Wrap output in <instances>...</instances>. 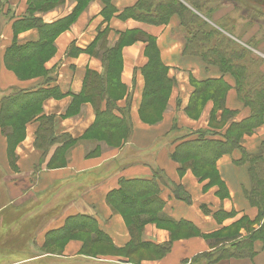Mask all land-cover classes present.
I'll list each match as a JSON object with an SVG mask.
<instances>
[{
  "label": "crops",
  "instance_id": "obj_1",
  "mask_svg": "<svg viewBox=\"0 0 264 264\" xmlns=\"http://www.w3.org/2000/svg\"><path fill=\"white\" fill-rule=\"evenodd\" d=\"M90 1L76 23L55 37L54 53L43 64V70L52 79L46 83L44 77L19 81L6 68L5 52L13 41L19 45L36 43L39 35L35 29H13V24L26 14L28 0H0V108L4 97L23 92L20 101L25 103L31 100L30 93L52 89L51 92L60 97L44 100L41 115L53 119L55 136L67 135L77 140V145L69 150L66 166L51 168L49 165L58 145L50 146L45 155L36 149L39 116L24 125L23 138L15 148L13 161L9 159L7 137L0 127V264H135L123 257L85 256L80 253L83 245L77 241H70L61 255L48 252L47 247L59 239L67 222L77 217V220L87 218L91 229L103 233L114 250L125 249L131 240L129 232L122 217L111 209L106 198L119 188L120 181H151L155 171L162 174L165 183L156 181L159 198L164 202L163 214L172 220L191 224L201 235L213 233L221 226L242 218L250 222L257 218V209L244 198V192L250 190L249 163L235 164L242 158L241 151L235 150L216 161V172L227 193L225 198H217L215 192L219 191L216 188L205 190L206 182L199 183L190 172L180 177L179 165L170 158L180 143H175L177 139L186 136L185 140H194L198 132L214 131L218 134L208 138L220 140L219 135L226 129H210V104L198 121L187 119L185 109L194 92V83L223 79L229 86L225 109L237 113L235 122L249 116V109L237 99L233 79L223 76L216 67L206 65L199 57L184 52L185 35L177 16H173L167 25L160 26L132 19L122 20L119 15L133 8L139 0H111L115 13L106 18L101 0ZM253 5L255 9L264 10V4L257 2ZM231 6L229 0H225L220 8ZM73 8L74 4L66 0L57 10L34 14V17L49 25L67 18ZM126 32H141L155 41L159 60L166 68L172 87L160 122L154 126L143 123L139 109L145 89L141 71L148 63L144 53L146 46L138 42L122 47L117 76L122 89L116 87L120 96L115 99L113 114L129 117L130 133L125 142L109 149L99 143L82 140L97 120L94 108L79 102L80 113L67 117L69 111L77 108V105L73 108V99L82 94L87 75L95 74L103 79V84L107 81V63L101 58L106 51L97 46L100 33L107 34L106 48L110 51L118 44L121 34ZM98 52L100 56H96ZM96 85L99 89V81ZM103 87L107 89L110 85ZM104 103L105 100L100 104L102 110L105 109ZM262 143L264 124L253 136L245 137L242 148L247 155L259 156ZM174 186L182 188L188 202L174 195ZM221 212L232 213V216L218 225L214 215ZM83 222L86 221L83 219ZM259 225L255 224L253 228L257 229ZM241 234L244 237L248 235L244 230ZM169 240L165 232L152 226L144 228L143 242L163 245ZM216 247L197 239L174 242L169 253L159 261L140 264H192L193 259L212 252ZM254 251L252 259H230L218 264H264L260 242L254 243Z\"/></svg>",
  "mask_w": 264,
  "mask_h": 264
},
{
  "label": "trees",
  "instance_id": "obj_2",
  "mask_svg": "<svg viewBox=\"0 0 264 264\" xmlns=\"http://www.w3.org/2000/svg\"><path fill=\"white\" fill-rule=\"evenodd\" d=\"M224 1L225 0H139L133 8L126 9L121 15H119L122 20L132 19L153 26L167 25L173 16H177L179 19V26L185 35L184 52L189 55L199 57L206 65L216 67L223 76H230L234 81L237 99L250 111V114L246 119L241 122H233L227 129H225L224 133L219 135L221 137L220 140L208 138H212L218 133L214 131H202L197 133V138L194 140H185L187 137L184 136L175 141V143H180L175 147V150L170 158L179 165L178 174L181 175L185 169L193 171L194 168L193 172L195 174V172L199 171L201 163L208 164L214 172L213 180L218 183L220 189L219 194L221 197L227 195L225 187L216 173V161L224 155L231 154L235 150L241 151L242 158L235 164L244 165L249 163L248 176L251 185L250 190L245 192V197L249 201L250 205L255 207L258 211L257 218L254 222L244 219L245 224L243 227L248 229L249 225L254 226L255 224H260L257 229L247 232V236L237 238L230 242L227 246L223 245L218 249H214L212 252L196 257L193 259L192 264H199L202 261L204 264H218L222 261L230 259H252L255 256V242H260L262 249L264 250V143L261 145V155L250 156L247 155L242 148L240 135L242 134L240 132L242 129H247L246 133H251V131L260 128L264 124V74L262 76L260 75L256 81L252 80L254 81L253 83H250L248 80L250 77V72L248 70L250 65L246 63L247 54L250 52L249 49L239 43L241 39L231 33L230 30L233 28L226 25H220L218 29L212 28L202 20V18H205L207 21H210L209 16L214 11L208 7L210 3L220 7ZM39 2L53 6L55 4H62L63 0H29V3L31 4ZM101 2L104 6L103 14L105 17L108 18L109 16H112L115 11L111 6V0H101ZM246 2L249 4L248 0H244L243 2L241 0H229V3L234 7V9L243 8L240 18L245 15L243 19L252 23V25H257L258 29L262 33V38H264V29L261 27L262 22L259 20L264 17V10L260 8L255 9L253 1L249 4L250 6L246 5ZM32 7L33 6L31 5L28 6L27 12L23 18L13 24V29L14 31L35 29L39 35L38 41L36 43L19 45L16 40H14L5 52L4 62L6 68L9 69L12 64L27 61L37 53L45 51L47 59L45 58L41 61L42 74L40 77H44L45 82L49 83L52 79L49 78V75L43 70V64L53 55L54 38L60 32L66 30V27L70 25L73 17H75V9H73L72 13L67 18L48 25L44 24L40 19L34 17V9ZM211 22L215 23L212 20ZM229 26H231V24ZM100 34L101 38L98 39L100 40L99 47L101 50L105 49L106 51V53H102L101 58L107 63L105 72V78L107 81L103 84V79H99L95 74L87 75L85 79L87 82L83 85V92L80 97L89 101H94L97 120L93 129L100 128L102 130H111L118 128L123 131L121 137L119 135L117 139L119 144L122 141L125 142L130 133L129 117L124 114H122L121 117H117L113 114V111L116 109V98L111 96L112 91L116 93L118 89H122L121 85L117 81V76L119 75L121 66V59L119 56L121 47L126 43L131 44L132 42L137 41L139 35L145 38V55L148 58V63L141 72L144 77L148 79L150 76H155L157 73L159 83H157V81H146L143 101L141 103L139 113L154 104L152 106L153 111H151V113L153 112L152 115L149 113L146 116L153 117V122L161 120V116L166 107L167 97L172 87V81L167 78L166 68L159 60L158 50L155 41L152 38L141 32H126L121 34L116 47L113 50L108 51L106 48V36L104 38L105 33ZM251 43L253 42L249 41L247 46L253 48ZM96 56H100L99 52L96 53ZM12 70L17 73V70ZM98 81L100 85L99 89L96 85ZM102 85H110V87L106 89ZM116 87H118V89ZM205 89H212L216 94L215 97H218L216 107L221 110V119L223 121L224 119H230L236 116L237 113L235 111H227L224 108L225 94L229 90V86L225 81H223V79L194 83V92L192 93L190 100L200 96ZM51 90L41 89L36 92H32L30 93L31 100L26 101L25 103L20 101L22 99L21 96L24 95L23 92H18L2 98L0 108V127L7 137V153L11 161L15 159L14 149L18 145V140L15 138L16 131L14 128L8 133L5 132L3 120L5 118L10 119V117L17 119L18 123H20V130L23 129L25 124L35 118V114L29 113L31 108H35L38 104L41 105V103L47 98L53 96L57 98L60 97L59 94L53 93ZM149 95L151 97L147 99ZM103 100H105L104 110L100 108V104ZM79 102V97H75L73 99L75 106ZM191 111V102H189L185 109V113H189ZM214 112L215 107L213 108L211 114ZM41 114L42 113L38 115L39 127L36 132L35 147L37 150H41L43 155H45L50 146L57 144L58 147L51 159L49 167H64L67 163L66 158L69 150L77 145V140L72 139L67 135L55 136L53 133V119ZM210 129L213 128L210 126ZM222 129L223 128L219 130ZM183 159H196L199 161L200 165H191L190 167V165L179 164V161ZM156 181H160L165 184L162 174L157 171H155L151 181H120L119 188L107 196V203L114 212H118L121 215L123 214L121 212H123L124 208L129 210L134 209L140 214L145 212L152 213L154 214L156 222L159 224L172 227L173 229H183L197 232L191 224L185 221L172 220L163 214L164 202L159 198V188ZM173 190L174 195L178 199L188 202V199L184 195V191L180 186H174ZM214 216L229 218L232 216V213L226 214L221 212L217 215L215 214ZM83 219L86 222H83ZM123 219L126 223L128 220L132 222L135 220L132 216L127 219L124 217ZM143 226L144 224H141L138 227H133V229L127 225V230L131 240L125 249L119 251L120 257L128 259L124 250H128L127 248L132 245L134 232H136V234H140L144 228ZM73 231L88 232V239L82 249H86L92 242L97 244H111L109 239L105 237L103 233L95 228L91 229V225L87 222V218H79V220H77V217H75L73 220L67 222L63 231L59 234V239H63L65 236L69 237ZM91 235H93L92 238ZM229 240L230 238L220 239L219 241L214 240L209 245L213 246L215 244L217 245V243L219 244ZM172 242L173 240L170 238L168 243L163 245H154L143 242L142 238H139L137 241V247H149L161 258L169 252ZM91 257L96 258V256ZM128 260L129 262L134 263L130 259Z\"/></svg>",
  "mask_w": 264,
  "mask_h": 264
},
{
  "label": "rangeland",
  "instance_id": "obj_3",
  "mask_svg": "<svg viewBox=\"0 0 264 264\" xmlns=\"http://www.w3.org/2000/svg\"><path fill=\"white\" fill-rule=\"evenodd\" d=\"M68 1H70L71 3L74 4L73 9H75V13H74L75 17H73V20L70 23V25H68L66 27V30L60 32L56 36V38H58L63 33L67 32L71 28V26L76 23L78 18L83 14V12H85V9L88 8V6L91 2L90 0H68ZM241 1L243 2L244 0H241ZM248 1H249V4L252 1H253V3L258 2L259 5L264 4V0H248ZM65 2H66V0H63L62 4H59V5L55 4L53 6H49L47 4H43L42 2H39L36 4H31V3H29V0H28L27 5L33 6L32 8L34 9V14H40V13L47 14V13H51V12L57 10V8H60ZM249 4L246 2V5H249ZM208 7L214 10L212 12V14H210V16H209L210 21H207L205 18L201 17L202 20L204 22H206L212 28L218 29V27L220 25H222V26L226 25L230 28H233L230 30L231 33L235 34L236 37L241 39L243 41V42L241 41V44L246 46L247 49H249V51L251 52V53L249 52L247 54L246 63L250 65V67L248 69L250 72V77L248 80L250 83H253L254 81H256L258 79V77L260 75L262 76L264 74V38H262V33L258 29V26L252 25V23H249L247 20H244L243 17L245 15L242 18H240V16L242 15V12H243L242 7L240 9H236V8L234 9L233 6H231L229 8H220V7L215 6L214 4H211V3L208 5ZM211 20L214 21L215 23L211 22ZM259 20H260V22H262L261 27L264 29V17L260 18ZM229 23L231 24V26H229L230 25ZM106 35L107 34L105 33L104 38ZM56 38H54V40ZM142 38L143 37L139 35L137 38V41L132 42L131 44L126 43L122 47L124 48V46H128V45L131 46V45H134L138 42H141V43L145 44V46H146L145 38H143V39ZM249 41L253 42V43H251L253 48L247 46V43ZM97 46L98 47L100 46V42H99V44H97ZM257 49H259L260 51ZM144 53H145V51H144ZM25 56H26V54H25ZM46 57L47 56H46L45 51L41 52V53H37L36 55L31 57L27 61L19 62L17 64H12L10 68L17 70V73H15L10 68L8 70L10 72H12L14 74V76L19 81L27 82V81L35 80V79L39 78L40 75L42 74L41 61H43V59H45ZM141 75L145 81V84H146V81H148V80L151 82L157 81V83H159L157 73L155 76H150L149 79L145 78L142 72H141ZM252 80H254V81H252ZM215 95L216 94L214 93V91L212 89H210V90L205 89V91L203 93H201L200 96H197V98L190 100L192 111L189 113H185L187 119L190 121H198L202 115V112L205 110L206 106L208 104H210L211 111L209 113L208 125L210 123V126L214 129H221V128L227 129L233 122H235L234 121L235 117L230 118V119H224V121L221 119V110L216 107L217 103H218V97L217 96L215 97ZM226 95H227V93L225 94V99H226ZM111 96L117 99V98H119L120 95H117L115 92L112 91ZM150 97L151 96L149 95V97H147V99ZM79 100H80L81 104H88L92 108L95 109L93 100L89 101V100H86V99L81 98V97H79ZM73 105H74L73 108L75 109L76 106H75V104H73ZM153 105L145 108L143 110V112L139 113V117H140L141 121L147 125H150V126H154L160 122V121L153 122L152 121L153 117H146L149 113L152 115L153 112L151 113V111H153V109H152ZM224 105H225V101H224ZM80 106L81 105L77 104L76 110L72 109L73 111H69L67 118L73 117L76 114H79L80 113V108H79ZM214 107H215V112L213 114H211ZM224 108H225V106H224ZM41 112H42L41 105H38L35 108H31L29 110V113L35 114V117H37ZM11 118L12 117H10V119L5 118L3 120V127H4L6 133L10 132L11 129H13V128L15 129V131H16L15 138L18 140V144H19L22 141L24 131H23V129L20 130V126H19L20 123H18L17 119H13V118L11 119ZM99 129L100 128H95V129L89 131L85 135L84 139H82V140L86 141L87 143L96 142V143H99L104 148L106 147L109 149L117 146L116 144H118V142H119V141L117 142L118 136L120 135V137H121V135L123 133V131L121 129H118V128L111 129V130H106V129H104V130L100 129L99 130ZM258 130H259V128L251 131V133H246L247 129L240 130V132L242 133V134H240L241 135V142H243L245 137L253 136ZM261 150H262V147H261ZM14 151H15V149H14ZM179 164L188 165V166L190 165V167H191V165L192 166L200 165L199 161H197L196 159H183V160L179 161ZM194 169H193V171H194ZM193 171H191L190 169H188V170L185 169L184 172L181 173V175H179V176L183 177L186 172H190L193 175V177L199 183L206 182L205 187H204L205 190H208L210 188L211 189L216 188L219 191V192H215V194L217 195V198H219V197L225 198L226 197V196L221 197V195L219 194L220 189H219L218 183L213 180L214 179L213 178L214 172L208 164H206V163L202 164L201 163V167H199V171L195 172V174ZM209 182H210V184H209ZM249 182H250V180H249ZM226 195H227V193H226ZM244 198L246 199L245 192H244ZM246 201L250 205V203L247 199H246ZM116 213L119 214L122 217V219L124 217L127 219L128 217H131V216L135 219L133 222L128 220L127 223L123 219L126 227L128 225V226L133 228V227H138L141 224H144V226H143L144 228L148 227V226H152L157 230H160L162 232L167 233L169 239L171 238V240H173L172 245L174 242L188 241L191 239H197V240L202 241L205 245L206 244L209 245L214 240L219 241L220 239L230 238L229 241H224V242L219 243V244L217 243V245L216 244L213 245V246H217L216 249H218L223 245L230 244V242H232L233 240H235L237 238L244 237L241 234L242 230H244L247 233L250 230L254 229L253 228L254 226H251V225L248 226V229L244 228L243 225L245 224V221H244V218H242L238 221L232 222L228 226H224V227L221 226L219 230H217L213 233H210L207 235H201L200 233H197L194 231L183 230V229L182 230L173 229L172 227L159 224L156 222L154 214H152V213L145 212L143 214H140V213L136 212L134 209L129 210L126 208H124L123 212H121L124 214V217H123V214L121 215L118 212H116ZM227 219H229V218L215 217L214 221L218 225H221ZM144 228L142 229L140 234L139 233L136 234V232H134L132 245L127 248L128 250H124L126 252L125 255L128 257V259H130L135 264H140L143 261L157 262L160 260L159 255L154 253L151 248H149V247H137L138 239L143 237ZM87 233H88L87 231H81V232H79V231L74 232L73 231L70 235L68 234L69 237L65 236V238H63L61 240L58 239L55 242L53 241V243L48 245L47 251L52 253V254H60L61 255L63 253L65 246L70 241H77V242H80L82 245H84L86 240L88 239ZM172 245H171V247H172ZM80 253L83 255H87V256H96V257L98 256L99 258H106V259L107 258L120 257L119 251L114 250L109 244H105V243L104 244H97V243L92 242L91 245H88V247L86 249H81ZM168 253L169 252H167L165 255H167Z\"/></svg>",
  "mask_w": 264,
  "mask_h": 264
}]
</instances>
